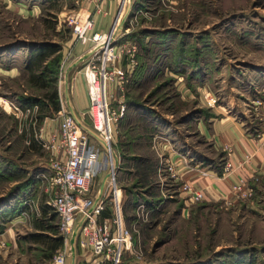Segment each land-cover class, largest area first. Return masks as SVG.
<instances>
[{
    "label": "rangeland",
    "instance_id": "rangeland-1",
    "mask_svg": "<svg viewBox=\"0 0 264 264\" xmlns=\"http://www.w3.org/2000/svg\"><path fill=\"white\" fill-rule=\"evenodd\" d=\"M26 2L27 6L35 5L36 11L16 24L15 14L4 9L6 5L0 0V57L9 59L6 65L17 64L21 69L18 77L6 78L0 87V264H57L59 253L66 255L65 264L72 262V235L61 234L60 219L51 207L54 194L43 179L44 175L50 176L51 162L57 153L53 144L60 145V113L65 108L61 91L65 72L77 59L72 49L75 42H89L90 55L77 64L72 76L83 72L88 93L89 65L100 67L105 63L107 77L103 86L110 115L121 105L126 108L116 122L118 129L113 131V140L122 161L128 160L126 165L118 166L116 192L121 200L122 221L133 237L134 247L125 252L119 264H181L188 262L187 256L196 264H220V260L221 264H237L239 258L263 264L264 190L253 194L245 185H238L241 189L235 187L232 201L224 199L220 207L209 209L198 207L195 214L185 218L180 213L182 205L176 203L180 192L189 200L182 187L185 183L160 176L157 183L151 179L148 186L141 184L135 176L136 166L128 158V147L124 146L139 132L138 121L147 123L152 119L158 123L153 128L157 139L172 135L178 139L190 133L192 144H200L205 152L215 154L187 121L195 116H210L218 109H239L243 115L254 111L253 102L264 95V0H121V22L113 35V45L120 55L114 65L102 58V52H95V42H82L73 29L71 19L87 9L93 11L94 0ZM90 33L87 38H91ZM46 42L59 44L62 49L71 45L61 53L59 112L50 107L40 109L44 101L50 103V91L30 85L23 67L26 62L19 63L37 44ZM189 90L195 92V98L184 100ZM209 93L212 104L206 98ZM2 99L18 105L23 113L6 111ZM26 102L37 105L36 116L26 114L33 106L20 107ZM92 123L89 109L78 125L88 134L91 144L105 153L103 141L88 131L95 132ZM147 142L154 143L152 139ZM162 164L161 173L172 172L165 160ZM42 170L47 173L42 174ZM103 170L85 196L89 209L98 203L93 205L92 201L101 191ZM36 177L40 185L31 189L33 198L13 203L11 192L18 193ZM142 193L150 197V204ZM111 198L114 195L109 192L100 200L104 210L112 207L115 211ZM154 201L159 204L155 210L151 209ZM27 202L34 210L24 215L21 206ZM44 206L51 208V222L44 220ZM82 219L80 215L76 227ZM37 223H52L57 232L41 231L38 241L33 236ZM56 238L62 239L63 245L52 254ZM78 245L77 239V255Z\"/></svg>",
    "mask_w": 264,
    "mask_h": 264
},
{
    "label": "crops",
    "instance_id": "crops-1",
    "mask_svg": "<svg viewBox=\"0 0 264 264\" xmlns=\"http://www.w3.org/2000/svg\"><path fill=\"white\" fill-rule=\"evenodd\" d=\"M27 0H2L6 5L5 8L9 9L10 12L15 14L17 20L16 24L20 23L23 18H28L34 15L36 9L35 5L27 6ZM121 0H110L104 6V12L97 13L94 17V31L108 33L111 29V25L118 13V8ZM127 1V0H126ZM93 5L89 8L92 9ZM4 13V11L2 12ZM128 13V12H127ZM126 18V13L123 16ZM119 28V25L117 26ZM116 28V30H117ZM115 30V31H116ZM116 33V32H115ZM115 33L113 35H115ZM115 37V36H113ZM112 37V38H113ZM74 56L77 58L66 70L64 77L62 93L64 94V107L63 109L68 110L80 124L83 118L89 112V93H87L86 79L83 72H79L72 76V70L77 66L78 60L84 55L89 53V42L85 45L80 42L73 44ZM71 47L67 45L62 50H66ZM4 56V55H3ZM29 57L21 58L20 65L24 64ZM9 59L0 57V87L6 78L18 77L21 73L20 66L17 64L6 65ZM18 63V61H17ZM27 63V62H26ZM25 63V66H26ZM23 65V67L25 68ZM123 66H126L123 63ZM264 94V89L261 91ZM187 97L184 100H193L195 98V92L189 90L185 94ZM183 98V96H182ZM188 98V99H187ZM264 95L254 101L250 115H243L238 110L231 111L218 109L215 113L210 116H195L193 119L188 120V123H192L194 126V132H196L204 141L208 142L213 147L215 154H209L200 147V144H192L190 142V133L187 137L183 138H165V140H159L158 133L153 129L154 125H157L155 121H138L137 128L139 132L133 135L130 141L127 143L128 146H124L129 152V157L134 166H136L135 176L138 178L141 184L147 185V182L151 179L156 181L160 176H165L170 179L174 177L177 183L188 184L195 189H200L203 192L204 198L196 203L187 200L185 193L180 192L178 195L177 204H181V216L190 217L196 213V208H213L215 206L220 207L224 203V199H234L235 187L238 185H245L249 191H253V194H259L264 190ZM188 113V112H186ZM143 131L141 133L140 131ZM176 133V131H174ZM161 133V132H160ZM174 133V134H175ZM192 133V132H191ZM192 135V134H191ZM98 141L100 139L96 138ZM147 139L154 142L146 144ZM145 145H144V142ZM117 153V150H115ZM22 155V160L24 155ZM165 156V158H163ZM101 166L104 169L102 172L103 180L101 184V191L92 201L93 205L102 200L105 193H109L110 189L106 184L109 181V173L106 166L105 153H100ZM119 166L126 165L127 159L122 161L117 153L116 155ZM165 160L168 166L172 167V172L165 171L161 173L160 169L163 166L162 162ZM42 174L47 173V170H42ZM102 174V173H101ZM107 179V180H106ZM40 180L36 177L34 181L28 183L26 188L11 192L13 198H10L13 203H18L21 199L33 198L31 189L34 186L40 185ZM118 192L115 193V202L117 205V211L119 215L120 227H123L124 221H122L120 199H118ZM141 197V196H140ZM142 198L146 203L150 204L148 198L142 193ZM33 202V201H32ZM28 203V202H27ZM236 202L234 201L233 204ZM30 204V203H29ZM151 209L155 210L159 204L156 201L152 203ZM196 206V207H195ZM155 207V208H154ZM24 215L27 212L33 211L32 205L25 203L21 206ZM48 206L43 207L44 220L51 222V210H45ZM48 210V209H47ZM115 211L112 207L102 211L99 214L98 221L103 219H113ZM41 226H36V233L33 235L38 236L43 234L42 232H51L48 227L52 225L47 223H37ZM53 226V225H52ZM42 231V232H41ZM40 241V240H38ZM79 246V245H78ZM76 249V245H75ZM240 254V253H239ZM75 264H110L102 257H96L92 250L88 247L79 246L78 255L76 254ZM241 256V255H240ZM191 256H187L186 263L183 264H196L191 261ZM193 258V257H192ZM220 260V264H221ZM181 263V264H182ZM223 263V262H222ZM224 264V263H223ZM237 264H255L251 263L250 258H239ZM258 264H262L261 262ZM264 264V263H263Z\"/></svg>",
    "mask_w": 264,
    "mask_h": 264
},
{
    "label": "built area",
    "instance_id": "built-area-1",
    "mask_svg": "<svg viewBox=\"0 0 264 264\" xmlns=\"http://www.w3.org/2000/svg\"><path fill=\"white\" fill-rule=\"evenodd\" d=\"M96 2L93 11L85 10L73 21L75 35L82 42L91 41L97 45L94 46L96 53L102 52V58L107 62L116 64L120 52L115 50L113 45L115 38L113 30L119 17L120 11L116 15L111 29L108 33L94 32L91 38H87L88 33L94 31V17L97 13L104 12V6L109 0H94ZM120 9V8H119ZM94 52V51H93ZM106 62V63H107ZM104 64L97 67L95 64L89 65V71L86 73L88 93L90 99V115L95 133L103 141L105 149L106 166L109 173L108 188L113 193L111 198L115 205V216L113 219H103L98 221L99 214L104 207L99 203L95 207L87 208L88 198L85 197L89 191V186L94 178L100 172L101 160L100 149L89 141L88 134L78 125L76 118L68 111L63 109L60 113L63 118L60 120V145L57 142L53 144L52 149L57 152L51 162L50 176L44 175L43 183H47L48 189L54 194L51 207L60 219V232L64 236L73 235L76 222L79 216L81 220L80 232L77 239L81 247H88L96 257H102L110 264H119L125 252L133 250V237L130 231L123 225L120 227L117 205L115 202V193L118 187L117 169L118 159L114 150V132H117V120L124 114L126 108L121 105L120 110H115L110 115L107 99L104 92L103 82L106 80ZM134 66V65H133ZM118 74L123 78V72ZM208 103L212 104V95H206ZM37 105L26 110V114L36 116ZM10 111L14 114L23 113L18 105L11 103ZM37 119V118H36ZM112 120V122H111ZM172 171V168H171ZM183 190L188 193L189 200L193 203L201 201L204 198L202 190L183 184ZM238 190L241 187H237ZM121 190V189H120ZM28 205V203H26ZM57 264L66 263V255L59 253L56 255Z\"/></svg>",
    "mask_w": 264,
    "mask_h": 264
},
{
    "label": "trees",
    "instance_id": "trees-1",
    "mask_svg": "<svg viewBox=\"0 0 264 264\" xmlns=\"http://www.w3.org/2000/svg\"><path fill=\"white\" fill-rule=\"evenodd\" d=\"M61 53L62 47L59 44L49 42L41 43L30 50L29 57L26 61L25 71L28 74L27 78L30 85L32 84L35 87L45 90L49 89L48 91H50L48 92L50 103H46L45 101L41 103L40 109L42 110L50 107L53 112L61 111L60 94L57 89L58 74L62 58ZM33 104L32 102H26L20 104V107L28 108L33 106ZM47 209L45 212L51 210L50 207ZM36 226H41V224H37ZM48 229L54 233L57 232V229L52 225L48 227ZM40 237L41 235L35 236L36 240L41 239ZM56 239L57 240L52 244V254L63 245L62 239Z\"/></svg>",
    "mask_w": 264,
    "mask_h": 264
},
{
    "label": "water",
    "instance_id": "water-1",
    "mask_svg": "<svg viewBox=\"0 0 264 264\" xmlns=\"http://www.w3.org/2000/svg\"><path fill=\"white\" fill-rule=\"evenodd\" d=\"M90 54L88 53V54H86V55H84L83 57H81V59H79L78 61L79 62H81L82 60H84V59H86L88 56H89ZM78 62V63H79ZM88 131L89 132H91L92 134H95V133H93L91 130H89L88 129ZM83 224V222L82 221H80L79 222V225L76 227V229H75V231H74V233H73V235H72V255H73V257H72V262H71V264H75L76 263V249H75V245H76V241H77V236H78V229H79V227H81V225Z\"/></svg>",
    "mask_w": 264,
    "mask_h": 264
},
{
    "label": "bare ground",
    "instance_id": "bare-ground-1",
    "mask_svg": "<svg viewBox=\"0 0 264 264\" xmlns=\"http://www.w3.org/2000/svg\"><path fill=\"white\" fill-rule=\"evenodd\" d=\"M123 1V0H122ZM122 3V2H121ZM120 11V14H121V10H119ZM120 14H119V17L117 18V21H116V23H115V28H114V30H113V34H114V31L116 30V28H117V26L120 24V22H121V16H120ZM126 19V18H125ZM1 104H2V106H3V108L6 110V111H9L10 110V104L7 102V100H4V99H2L1 100ZM84 126V125H83ZM88 129V128H87ZM93 133H95L94 131H92ZM96 137H98V138H100V136L98 135V134H94ZM101 139V138H100ZM80 228V227H79ZM122 228V227H121Z\"/></svg>",
    "mask_w": 264,
    "mask_h": 264
}]
</instances>
